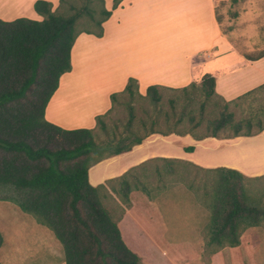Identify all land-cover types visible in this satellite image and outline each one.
Returning a JSON list of instances; mask_svg holds the SVG:
<instances>
[{"label": "crops", "instance_id": "crops-1", "mask_svg": "<svg viewBox=\"0 0 264 264\" xmlns=\"http://www.w3.org/2000/svg\"><path fill=\"white\" fill-rule=\"evenodd\" d=\"M35 1L0 0V20H42L36 19ZM43 1L51 3L52 10L59 2ZM103 2L111 15L102 24V36L82 33L76 38L71 70L59 78L46 105L47 122L65 130L95 128V118L112 107L110 95L123 91L129 78L137 81L144 96L149 86L181 90L200 85L209 75L214 78V93L225 102L264 85V57L253 61L264 50V40L258 47L246 32H224L216 20V0H122L114 10L113 0ZM258 143L264 144V132L202 140L188 134H152L130 152L91 167L88 182L103 185V199L112 195L121 206L116 218L121 238L143 264H183L180 248L195 253L194 248L204 246L200 232L207 215L197 210L182 213L188 220L177 227L154 202L139 204L136 191L130 193V205L124 206L107 181L153 163L167 179L178 173L176 167L198 172L227 168L247 178L262 176L264 145L260 148ZM0 233V264H65L53 233L7 201L0 202Z\"/></svg>", "mask_w": 264, "mask_h": 264}, {"label": "trees", "instance_id": "trees-1", "mask_svg": "<svg viewBox=\"0 0 264 264\" xmlns=\"http://www.w3.org/2000/svg\"><path fill=\"white\" fill-rule=\"evenodd\" d=\"M121 1L113 0L112 10ZM97 2L99 7L96 8L93 0H83L80 6L70 0H59L57 8L52 10L51 3L37 0L33 9L42 20H0V201L16 205L50 230L62 246L65 264H143L124 244L117 220L102 206L100 190L104 186L89 184L90 168L130 152L152 134H188L195 140H202L220 138L218 132L230 126L232 135L221 139L257 136L264 132L261 120L253 124L257 116L236 122L234 114L228 110L230 105L237 106L238 102L263 90L264 85L230 102L214 93V78L209 75L203 76L200 85L191 84L175 90L185 92L193 89L206 99L214 96L224 102L221 117L211 122L212 133L202 137L181 133L174 126H167V131H162L156 128L157 116L149 125L141 122L144 134L137 137V132L131 128L134 108L130 103L133 97L138 95L148 99L156 112L160 111V92L171 89L149 86L141 96L133 78L128 79L123 91L110 95L112 107L95 118V128L65 130L57 127L44 119V111L57 89L59 78L71 70L70 52L74 42L81 33L100 38L102 24L111 15V11L104 8L103 0ZM82 18H86L93 29L79 30L77 25ZM216 20L220 25L217 11ZM263 57L264 50L253 61ZM125 95L129 98L125 134L134 140L124 147L115 146L104 154L118 141L117 135L107 128L106 115L117 99ZM169 103L173 108L174 101ZM181 122V117L176 119V124ZM96 130L104 135L103 140L96 138ZM122 139L126 140L125 137ZM188 150L192 151V148ZM131 170L107 181V184H118L119 188L112 187V192L126 207L129 206L131 190L147 192L136 182L131 187L127 180ZM205 172L217 177L211 194L204 196L209 201L206 205L209 216L203 230V253L212 256L224 248L238 247L243 233L259 227L264 221V207L250 201L246 195L242 182L251 178L227 168ZM262 177L264 175L253 178ZM2 242L0 233V247Z\"/></svg>", "mask_w": 264, "mask_h": 264}, {"label": "rangeland", "instance_id": "rangeland-1", "mask_svg": "<svg viewBox=\"0 0 264 264\" xmlns=\"http://www.w3.org/2000/svg\"><path fill=\"white\" fill-rule=\"evenodd\" d=\"M70 1L80 6L83 0ZM93 3L96 8L99 7L97 0H93ZM216 9L218 17L221 19L220 26L224 32L227 33L230 29L246 32L253 36L250 41L252 45L261 47L263 44L261 42L264 40L262 35L264 31L263 33L260 31L264 28V0H216ZM36 19L40 20L41 18L37 16ZM77 26L79 30L93 29L92 24L86 18H82ZM255 51L257 50H252V52ZM160 93L162 97L160 111H153V106L149 100L138 95L133 97L131 103L129 102L134 108V120L131 128L137 132V137L144 134L141 129V122L149 125L155 116H157L158 121L156 128L162 131H167V126H174L175 130L181 133L188 132L197 137L212 133L211 122L221 117L224 104L222 100L214 96L206 99L202 93L193 89H188L185 92L162 90ZM128 99L127 95L117 99L118 101L113 105V109L106 115L107 128L110 133L114 132L117 135L118 141L105 150L104 154L111 152L115 146L124 147L134 140V137L125 134L129 118ZM170 101H174L173 108L169 103ZM237 104V106L230 105L228 110L234 114L236 122L250 116H257L253 124H256L257 120L264 123V89ZM180 117L182 122L176 124V119ZM232 133L231 127L227 126L225 130L219 131L217 136L220 138L228 137ZM95 134L96 138L104 139V135L100 131L96 130ZM122 137H125L126 140H123ZM258 145L263 148L264 144L258 143ZM157 169L161 168L154 163L144 164L131 170L127 176L131 187L136 182L137 185L141 184L147 190L145 193L131 190V192H137L136 198L139 204L151 205L154 202L158 208H163L162 212L165 213V217L170 219L177 227L188 220L187 217L184 220L182 213L188 215L189 211L190 213L194 210L202 211L208 219L209 209L206 205L209 201H206L204 196H209L215 185L217 177L213 173L176 167L178 173L167 179L160 175ZM242 185L249 200L257 202L258 206L264 207V177L262 179L244 180ZM109 186L110 188H119L117 183H110ZM100 194L102 206L112 214L115 220L119 218L121 216L119 210L121 206L112 195H105V199H103L105 193L102 191ZM116 197L121 202L117 195ZM200 237L204 240L205 234L203 231L200 232ZM240 240L238 247L224 248L215 254L216 256L203 253L204 246L194 248L195 253L190 250L186 252V248H180L183 249L181 252L182 259H185L183 264H264V221L261 222L259 227L245 231Z\"/></svg>", "mask_w": 264, "mask_h": 264}]
</instances>
